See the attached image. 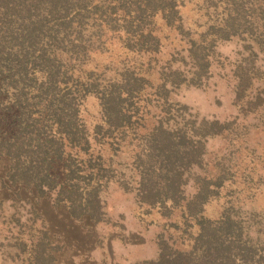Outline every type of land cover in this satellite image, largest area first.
Here are the masks:
<instances>
[{"label":"trees","instance_id":"trees-1","mask_svg":"<svg viewBox=\"0 0 264 264\" xmlns=\"http://www.w3.org/2000/svg\"><path fill=\"white\" fill-rule=\"evenodd\" d=\"M190 1L0 0V184L91 226L107 222L105 194L115 184L142 215L167 221L158 258L139 264H264V240L249 236L242 211L227 205L218 218L205 214L225 178L193 172L202 166L203 142L228 125L198 121L170 101L175 88L207 80L218 42L239 39L264 51V0H204L208 22L199 34L183 29L179 10ZM161 25L181 39L189 34L187 55L176 54L190 67L171 68V57L156 82L147 67L158 64ZM113 44L125 52L120 65L95 63ZM239 81L238 98L247 80ZM89 99L97 102L93 122ZM193 174L195 190L185 194ZM177 211L179 221H170ZM40 215L29 264H59Z\"/></svg>","mask_w":264,"mask_h":264},{"label":"rangeland","instance_id":"rangeland-1","mask_svg":"<svg viewBox=\"0 0 264 264\" xmlns=\"http://www.w3.org/2000/svg\"><path fill=\"white\" fill-rule=\"evenodd\" d=\"M203 1L191 0L180 8L185 33L205 31L208 21L204 17ZM159 28L163 37L158 64L147 67L151 80L156 82L157 72L161 67L167 71L166 64L171 57L176 59L172 60L171 68L179 66L186 72L190 67L188 59L185 58V64L176 54L187 55L185 42L190 39L189 34L183 33L185 36L181 39L179 33L162 25ZM119 47L113 44L110 52L99 55L95 63L120 65L126 55ZM129 59L135 58L130 54ZM147 60L143 56L140 61ZM241 76L247 81L238 98L235 88ZM170 101L185 106L198 121L228 125L222 136L203 142L202 166L193 170L198 176L225 178L220 196L207 204L205 214L215 219L225 206L234 205L233 214L243 212L242 226L249 236L264 240V51L239 39L218 42L207 80L200 86L175 88L170 93ZM86 110L93 122L92 118L98 117L95 99L87 100ZM193 178L194 174L185 186V194L194 192ZM16 192V187L7 189L0 184V264H29L31 242H35L43 228L36 217L37 211L48 222L50 236L58 244L54 256L59 264H139L158 258L157 240L167 221L156 212L142 215L144 212L138 209L133 195L123 193L115 184L105 194L107 222L93 226L66 220L62 212L53 211L47 200L33 203L31 196L21 191L29 201L18 199ZM178 216L177 211L169 220L179 221ZM169 234L177 239L179 248H187L188 244L181 243L175 232L169 231Z\"/></svg>","mask_w":264,"mask_h":264}]
</instances>
